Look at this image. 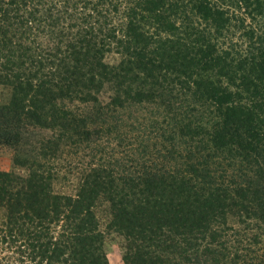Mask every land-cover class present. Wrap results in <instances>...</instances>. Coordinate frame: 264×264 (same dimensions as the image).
<instances>
[{
  "label": "trees",
  "instance_id": "obj_1",
  "mask_svg": "<svg viewBox=\"0 0 264 264\" xmlns=\"http://www.w3.org/2000/svg\"><path fill=\"white\" fill-rule=\"evenodd\" d=\"M0 84V264H264V0H0Z\"/></svg>",
  "mask_w": 264,
  "mask_h": 264
},
{
  "label": "rangeland",
  "instance_id": "obj_2",
  "mask_svg": "<svg viewBox=\"0 0 264 264\" xmlns=\"http://www.w3.org/2000/svg\"><path fill=\"white\" fill-rule=\"evenodd\" d=\"M111 57H112L111 61L116 59L114 56H111ZM11 97H12L11 88L4 84H0V103L9 102L11 100ZM154 111H156V108L154 109ZM148 117H150V114H148ZM162 119H163V115L159 114V121H162ZM155 121L157 122V120L154 117H150V120H148L149 122L148 124L155 122ZM169 124H170V120L165 123V127H168ZM130 146L136 147L137 145L136 143H132V141H130ZM130 146H129V149H130ZM63 158L64 159H62L60 162V164H62L61 165L62 168H60L58 174L54 175L53 185L56 191H59L64 194H70L73 192L72 187L75 184V180L77 179L76 176L73 174L77 173L76 170L78 168H76V166H78L80 163L77 161L75 162L73 161L70 165V168H68L66 162L71 160L73 156L72 155L68 156L65 154ZM0 169L24 174L23 173L24 169L21 166L17 165L16 162L14 161V150L9 146H0ZM107 210H109V206L107 204L105 207L104 206L99 207V211H98L99 220H100V226L102 229H105V227L107 228V223L109 221V214ZM0 214H1V211H0ZM229 220H230V224H234L232 222V217L231 219L229 218ZM247 222L248 224H246V227L245 228L243 227L242 230H245L246 228H248L249 230L248 235L244 237L246 238L247 242H251V240L249 239L250 237L248 238V236H251L253 232L256 231V228L254 227V224L251 220H248ZM237 224L238 223H236L235 225ZM121 243H122L121 236L113 232L106 233L104 245L108 251L109 264H126L122 258ZM4 254L5 252L1 248V244H0V257ZM1 263L2 264L5 263V260ZM8 264H14V263L10 262Z\"/></svg>",
  "mask_w": 264,
  "mask_h": 264
}]
</instances>
